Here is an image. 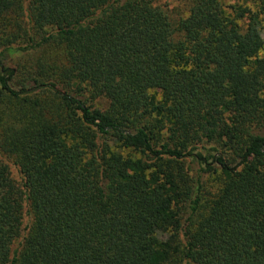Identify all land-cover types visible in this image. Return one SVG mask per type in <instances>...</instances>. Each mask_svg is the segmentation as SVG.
<instances>
[{"label": "trees", "instance_id": "obj_1", "mask_svg": "<svg viewBox=\"0 0 264 264\" xmlns=\"http://www.w3.org/2000/svg\"><path fill=\"white\" fill-rule=\"evenodd\" d=\"M157 1L0 0V264H264V0Z\"/></svg>", "mask_w": 264, "mask_h": 264}, {"label": "rangeland", "instance_id": "obj_2", "mask_svg": "<svg viewBox=\"0 0 264 264\" xmlns=\"http://www.w3.org/2000/svg\"><path fill=\"white\" fill-rule=\"evenodd\" d=\"M224 5H234L236 2L241 3V1L238 0H221ZM157 2L161 3L163 5V8L167 9L168 14L170 15L172 20H175L177 18H180L181 16H185V8L188 0H158ZM250 5H254L251 3ZM25 6V5H24ZM26 7V6H25ZM20 17L17 19L22 29H26L29 33L28 29H30L29 20L27 18L26 10H23ZM17 31V25L15 22L10 23L7 25L1 32H0V38L3 40V37L10 36V34H14ZM261 36L264 39V25L261 27L260 30ZM19 42L20 44L26 43V40L22 38V41L20 42L19 39L16 40V43ZM18 43V44H19ZM41 50V49H39ZM60 53V50L54 46L48 47L41 51H34L28 55H26L23 58V62L27 66H32V64H35L38 61H41V58L44 57L47 59V62H50L51 59L56 57ZM12 177L15 180H19V174L16 172V169L11 161L8 162Z\"/></svg>", "mask_w": 264, "mask_h": 264}]
</instances>
